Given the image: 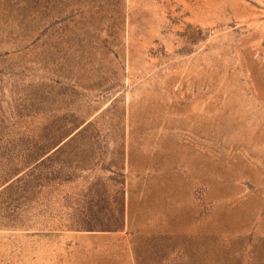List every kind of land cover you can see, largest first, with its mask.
Here are the masks:
<instances>
[{"label": "rangeland", "instance_id": "obj_1", "mask_svg": "<svg viewBox=\"0 0 264 264\" xmlns=\"http://www.w3.org/2000/svg\"><path fill=\"white\" fill-rule=\"evenodd\" d=\"M0 264H264V0H0Z\"/></svg>", "mask_w": 264, "mask_h": 264}]
</instances>
